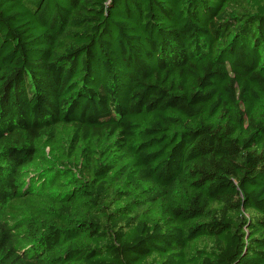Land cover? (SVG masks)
<instances>
[{"label":"trees","instance_id":"obj_1","mask_svg":"<svg viewBox=\"0 0 264 264\" xmlns=\"http://www.w3.org/2000/svg\"><path fill=\"white\" fill-rule=\"evenodd\" d=\"M0 264H264V0H0Z\"/></svg>","mask_w":264,"mask_h":264}]
</instances>
